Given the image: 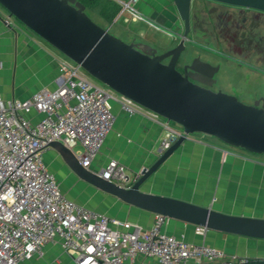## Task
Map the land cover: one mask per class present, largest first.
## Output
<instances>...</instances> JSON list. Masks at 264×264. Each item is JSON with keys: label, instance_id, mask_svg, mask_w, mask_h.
<instances>
[{"label": "built area", "instance_id": "built-area-1", "mask_svg": "<svg viewBox=\"0 0 264 264\" xmlns=\"http://www.w3.org/2000/svg\"><path fill=\"white\" fill-rule=\"evenodd\" d=\"M137 1L121 5L130 10ZM61 73L62 84L55 90L42 89L27 100L5 98L0 81V264L41 259L51 243H59L77 264H127L140 256L158 264H247L249 259L166 234L163 215L157 214L149 229L122 231L114 225L125 227L123 223L65 195L45 163V154L52 143L60 142L90 169L116 123L112 99L125 113L163 126L167 135L162 151L182 136L183 129L114 93L69 59L61 62ZM98 174L125 187L136 178L115 160Z\"/></svg>", "mask_w": 264, "mask_h": 264}, {"label": "crops", "instance_id": "crops-1", "mask_svg": "<svg viewBox=\"0 0 264 264\" xmlns=\"http://www.w3.org/2000/svg\"><path fill=\"white\" fill-rule=\"evenodd\" d=\"M79 1L92 5L90 7L95 9L93 13L87 8L91 18L103 28L117 27L120 34L125 35L122 40L127 43L149 45L163 51L172 49L180 41L175 34L182 32L183 24L172 0H138L130 10H124L121 5V1L125 0ZM208 1L194 0L193 4H210ZM115 10L117 14L113 16ZM39 52L46 56L45 60L40 58ZM59 59L37 41L30 29L0 5V81L1 93L5 98H16L5 81L11 76L15 79L18 63H21L24 75L27 74L22 79H29L32 84L42 81L41 85L30 87L31 90L20 95L19 100H27L43 88L55 90L62 84L58 81L61 73ZM111 106L117 118L116 123L90 169L101 173L110 161L115 160L126 167L130 176L137 177L157 161L167 132L151 119L125 113L116 99H113ZM51 151L55 156H51ZM44 160L69 199L126 225H114L115 229H149L154 224L156 214L128 205L79 179L55 149H49ZM53 166L61 170L60 177L52 169ZM63 183H66L64 188ZM143 190L229 215L264 219V155L229 147L208 135H193L168 158L143 186ZM163 231L190 245H208L230 256L264 261L263 239L212 230L199 233L196 226L175 219H167ZM40 261L41 264H77L59 243L47 245ZM127 264L158 262L140 256Z\"/></svg>", "mask_w": 264, "mask_h": 264}, {"label": "water", "instance_id": "water-1", "mask_svg": "<svg viewBox=\"0 0 264 264\" xmlns=\"http://www.w3.org/2000/svg\"><path fill=\"white\" fill-rule=\"evenodd\" d=\"M182 22L179 45L164 54L149 46L127 43L97 24L79 0H0L12 17L41 37L91 77L183 129L182 136L128 186H120L82 166L60 142L50 145L82 181L144 211L196 227L264 240V219L234 216L172 197L145 192L143 186L181 145L195 134L264 155V105H248L235 96L194 83L177 70L191 30L194 0H172ZM264 13V0H209ZM168 58V63L164 61ZM199 72L200 69L192 67ZM264 101V99H263Z\"/></svg>", "mask_w": 264, "mask_h": 264}, {"label": "flooded vegetation", "instance_id": "flooded-vegetation-1", "mask_svg": "<svg viewBox=\"0 0 264 264\" xmlns=\"http://www.w3.org/2000/svg\"><path fill=\"white\" fill-rule=\"evenodd\" d=\"M208 2L210 4L199 2L192 6L191 30L177 70L187 73L194 83L235 96L245 104L262 107L264 94L251 104L247 101L251 93L242 88L241 81L234 80L230 72L242 70L248 86L255 76L264 78V13ZM172 49L157 50L164 54ZM192 67L200 71L195 72Z\"/></svg>", "mask_w": 264, "mask_h": 264}, {"label": "rangeland", "instance_id": "rangeland-1", "mask_svg": "<svg viewBox=\"0 0 264 264\" xmlns=\"http://www.w3.org/2000/svg\"><path fill=\"white\" fill-rule=\"evenodd\" d=\"M125 1H129V0H125ZM193 3H194V1H193ZM192 6H193V4H192ZM90 10H91L92 13L95 11L94 8H90ZM92 15H94V14H92ZM94 18H95V16H94ZM93 21H95V20L93 19ZM109 31H110L111 34L115 35L116 37L120 38L121 40L125 39V35L120 34V32H119L117 27L110 28ZM34 35H35L37 41L40 42L42 45H44L55 57L60 58L59 60H61V62L68 59L66 56H64L61 52H59L57 49H55L53 46H51L49 43H47L41 37L37 36L35 33H34ZM160 41L164 42L163 39H160ZM45 57H46L45 55L40 53V58L41 59L45 60ZM183 59L185 60V58H183ZM21 66H22L21 63H18V65H16L15 79H12V76H11V79L10 78H6V81H5L6 86L8 87V89L11 92L15 93L16 99H19L18 97H20V95H22L23 93H27L29 90H31L30 87H36V85L38 86V85L42 84L41 83L42 81H39V80L36 81L35 84H32V82L29 81V79H22V77L26 76L27 74L24 75L25 73H24V70H22ZM0 67H2V65H0ZM1 69H3V68H1ZM230 73H231V76L233 77L234 80L241 81L242 88L248 89V91L251 93L252 96H249V98L247 100L251 104L253 103V101H254V99L256 97H259L260 95L264 94V78H262L260 76H255L253 78V81L249 84L250 86H248L247 82L245 81L247 79V76L245 75V73L242 70H240V69H232ZM58 81H61V73H59V75H58ZM244 81H245L246 84H243ZM43 89H48V88H43ZM112 101H113V99L111 100V102ZM172 126H174L176 128H180V126L175 124V123H172ZM195 135H197V134H195ZM50 153H51V156H55V153L53 151H51ZM251 154H253V153H251ZM52 169L54 170V172H56L57 176L60 177L61 170H57L56 167H54V166H53ZM64 187H66V183H63V188ZM28 263L41 264V261H40L39 258H33L31 260V262H27L26 264H28Z\"/></svg>", "mask_w": 264, "mask_h": 264}, {"label": "trees", "instance_id": "trees-1", "mask_svg": "<svg viewBox=\"0 0 264 264\" xmlns=\"http://www.w3.org/2000/svg\"><path fill=\"white\" fill-rule=\"evenodd\" d=\"M84 4H85V3H84ZM85 6H86V8H88V7H89V8H92V7H90V6H92V5H90V4H88V5L85 4ZM87 14H88V13H87ZM116 14H117V12H116V10H115V11L113 12V16L116 15ZM247 264H264V261H252V260L250 261V260H249V262H248Z\"/></svg>", "mask_w": 264, "mask_h": 264}]
</instances>
